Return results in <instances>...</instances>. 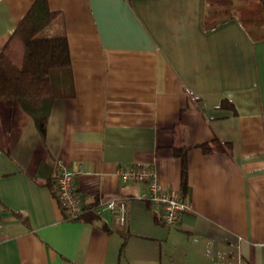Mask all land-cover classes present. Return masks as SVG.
Returning a JSON list of instances; mask_svg holds the SVG:
<instances>
[{"label":"crops","instance_id":"obj_1","mask_svg":"<svg viewBox=\"0 0 264 264\" xmlns=\"http://www.w3.org/2000/svg\"><path fill=\"white\" fill-rule=\"evenodd\" d=\"M34 1L0 0V50ZM48 2L74 94L54 100L44 137L0 98V264H264V0ZM215 137L231 151L205 153ZM175 143L190 210L169 226L119 169L150 166L177 193ZM62 169L86 210L124 201L125 220L67 219L46 182Z\"/></svg>","mask_w":264,"mask_h":264},{"label":"trees","instance_id":"obj_2","mask_svg":"<svg viewBox=\"0 0 264 264\" xmlns=\"http://www.w3.org/2000/svg\"><path fill=\"white\" fill-rule=\"evenodd\" d=\"M58 16L48 0H35L24 17L18 22L15 30L0 50V98L18 101L34 118L42 137L46 134L47 120L54 100L60 96L74 94L72 62L66 34L42 36L40 32L52 24ZM227 101L224 100L222 104ZM205 153L228 151L230 142L219 138L201 143ZM175 155L181 160V185L179 193L188 198L187 148L174 144ZM50 170L55 164L51 159L42 162ZM57 175L48 176L47 184L56 196ZM96 205V200L90 205ZM62 211L67 219H96V213L89 209L77 218H69L65 208Z\"/></svg>","mask_w":264,"mask_h":264},{"label":"built area","instance_id":"obj_3","mask_svg":"<svg viewBox=\"0 0 264 264\" xmlns=\"http://www.w3.org/2000/svg\"><path fill=\"white\" fill-rule=\"evenodd\" d=\"M119 175L125 182H140L144 185L141 198L159 205L160 221L166 225H179L184 214L190 210V204L184 199V196L179 192L174 193L164 188L156 170L150 166L141 164L121 166ZM75 178L74 172L62 169L57 179L56 198L59 204L65 208L69 218L80 217L87 209L77 191ZM91 208L98 214L104 209H110L122 221L126 218L124 201L107 200Z\"/></svg>","mask_w":264,"mask_h":264},{"label":"rangeland","instance_id":"obj_4","mask_svg":"<svg viewBox=\"0 0 264 264\" xmlns=\"http://www.w3.org/2000/svg\"><path fill=\"white\" fill-rule=\"evenodd\" d=\"M48 30H49L48 27L44 28V29L40 32L39 36L42 37V36H46V35H48V33H49Z\"/></svg>","mask_w":264,"mask_h":264}]
</instances>
